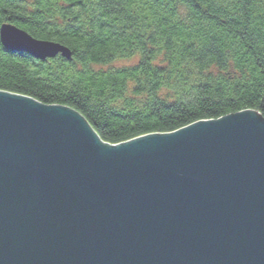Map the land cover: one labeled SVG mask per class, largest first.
I'll return each instance as SVG.
<instances>
[{
  "label": "water",
  "instance_id": "obj_1",
  "mask_svg": "<svg viewBox=\"0 0 264 264\" xmlns=\"http://www.w3.org/2000/svg\"><path fill=\"white\" fill-rule=\"evenodd\" d=\"M0 39L73 58L12 22ZM0 264H264V116L110 143L71 106L0 89Z\"/></svg>",
  "mask_w": 264,
  "mask_h": 264
},
{
  "label": "trees",
  "instance_id": "obj_2",
  "mask_svg": "<svg viewBox=\"0 0 264 264\" xmlns=\"http://www.w3.org/2000/svg\"><path fill=\"white\" fill-rule=\"evenodd\" d=\"M5 22L73 58L40 60L0 39V89L71 106L107 142L264 116V0H0Z\"/></svg>",
  "mask_w": 264,
  "mask_h": 264
},
{
  "label": "rangeland",
  "instance_id": "obj_3",
  "mask_svg": "<svg viewBox=\"0 0 264 264\" xmlns=\"http://www.w3.org/2000/svg\"><path fill=\"white\" fill-rule=\"evenodd\" d=\"M138 59H139L138 56H135L133 58L120 59V60H117L116 62H114L112 65L117 66V67L133 65V64L138 62Z\"/></svg>",
  "mask_w": 264,
  "mask_h": 264
}]
</instances>
